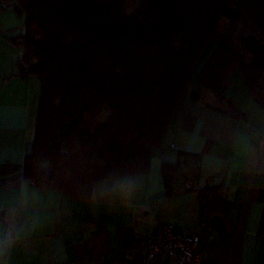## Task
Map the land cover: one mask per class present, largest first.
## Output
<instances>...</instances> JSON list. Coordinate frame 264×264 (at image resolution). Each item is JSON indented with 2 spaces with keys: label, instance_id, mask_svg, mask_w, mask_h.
Wrapping results in <instances>:
<instances>
[{
  "label": "trees",
  "instance_id": "16d2710c",
  "mask_svg": "<svg viewBox=\"0 0 264 264\" xmlns=\"http://www.w3.org/2000/svg\"><path fill=\"white\" fill-rule=\"evenodd\" d=\"M15 1L24 27L11 40L22 49L17 71L41 82L24 163L25 177L38 187L88 200L99 180L147 171L209 40L217 45L199 72L203 81L223 95L229 80L222 75L235 64L249 97L264 109V0H143L130 20L114 15L117 0ZM220 17L228 19L224 30L216 29ZM239 19L257 30L240 41L249 61L231 36ZM103 106L111 111L105 120L92 130L83 125L86 112ZM198 171L199 155L181 153L175 164L163 165L167 190ZM204 190L201 208L221 211L215 187Z\"/></svg>",
  "mask_w": 264,
  "mask_h": 264
},
{
  "label": "crops",
  "instance_id": "0c3cea01",
  "mask_svg": "<svg viewBox=\"0 0 264 264\" xmlns=\"http://www.w3.org/2000/svg\"><path fill=\"white\" fill-rule=\"evenodd\" d=\"M23 33L16 1L0 0V264H140L129 244L157 221L194 231L217 264H264V109L241 74L237 94L227 93L229 83L223 95L207 85L199 72L212 50L197 79L187 77L148 170L99 180L80 200L25 177L41 82L18 74L22 49L11 40ZM183 152L199 155L198 174L189 188L178 181L168 191L163 165ZM207 187H215L221 211L201 208ZM215 214L223 232L209 224Z\"/></svg>",
  "mask_w": 264,
  "mask_h": 264
},
{
  "label": "built area",
  "instance_id": "2783aa9c",
  "mask_svg": "<svg viewBox=\"0 0 264 264\" xmlns=\"http://www.w3.org/2000/svg\"><path fill=\"white\" fill-rule=\"evenodd\" d=\"M191 186V180L183 183ZM128 251L140 258V264H162L173 259L180 264H217L206 256L205 242L194 231L157 221L152 230L133 239Z\"/></svg>",
  "mask_w": 264,
  "mask_h": 264
},
{
  "label": "rangeland",
  "instance_id": "374dc122",
  "mask_svg": "<svg viewBox=\"0 0 264 264\" xmlns=\"http://www.w3.org/2000/svg\"><path fill=\"white\" fill-rule=\"evenodd\" d=\"M117 2L120 5V9L114 15L118 18L123 16V18L125 17L127 20H130L133 17L137 16L138 10L141 8L142 5H144L143 0H117ZM227 21H228L227 18L220 17L217 21L216 29L224 30L226 28ZM249 33L257 34V30L253 28L248 21H245L244 19H239L236 25V29L231 35L233 44H235V46L238 48V51L241 52L245 61H249L252 55L244 47H241L240 41L243 36ZM174 44L176 46L180 45V41L178 38L174 39ZM216 45H217L216 40H209L207 44L204 46V49L202 50L192 70L190 80L197 79L196 76L197 70L199 69L202 62L210 55L211 51L214 49ZM226 77L229 80L228 86L230 87L227 93L235 92L237 94L239 90H242L244 88L243 80L240 76L238 69L236 68V65H233L232 67L228 68L225 78ZM110 114H111L110 109L107 106H103L98 112H86L82 119V123L87 128L92 130L95 127H97L103 120H105Z\"/></svg>",
  "mask_w": 264,
  "mask_h": 264
},
{
  "label": "water",
  "instance_id": "95a60500",
  "mask_svg": "<svg viewBox=\"0 0 264 264\" xmlns=\"http://www.w3.org/2000/svg\"><path fill=\"white\" fill-rule=\"evenodd\" d=\"M217 89V88H216ZM209 224L215 228L217 231L219 232H223L224 231V226L222 223V217L219 214H215L213 215L210 219H209Z\"/></svg>",
  "mask_w": 264,
  "mask_h": 264
}]
</instances>
